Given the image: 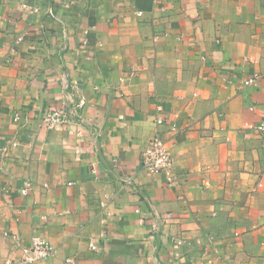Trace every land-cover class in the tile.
I'll list each match as a JSON object with an SVG mask.
<instances>
[{
	"label": "crops",
	"instance_id": "crops-1",
	"mask_svg": "<svg viewBox=\"0 0 264 264\" xmlns=\"http://www.w3.org/2000/svg\"><path fill=\"white\" fill-rule=\"evenodd\" d=\"M256 72L264 0H0V264L4 232L53 246L32 264H264ZM155 134L170 186L140 164Z\"/></svg>",
	"mask_w": 264,
	"mask_h": 264
},
{
	"label": "built area",
	"instance_id": "built-area-1",
	"mask_svg": "<svg viewBox=\"0 0 264 264\" xmlns=\"http://www.w3.org/2000/svg\"><path fill=\"white\" fill-rule=\"evenodd\" d=\"M23 10L35 12L33 6L27 4L21 5ZM140 15V13H138ZM22 41V36L16 38V43ZM260 79H264L263 73H253L249 78L243 81L245 86L254 85ZM84 105L80 101L76 105L66 106L58 109H47L42 112L41 123L48 128H63L71 124H76L80 120L79 108ZM160 110V108H158ZM157 124H161V119H157ZM257 134L264 132V121L254 126ZM140 164L143 170L151 174H159L165 178L167 185H172L176 181L174 174V165L167 151L166 142L159 134H155L147 143L140 154ZM26 193V188L21 190V194ZM13 245L16 261L11 264H32L35 261L46 260L54 255L53 246L38 234L32 235L29 246L23 245L19 234L14 232H4ZM90 248L95 250L96 246L90 244ZM70 262V260H65Z\"/></svg>",
	"mask_w": 264,
	"mask_h": 264
}]
</instances>
